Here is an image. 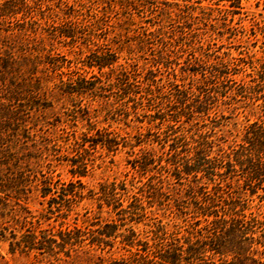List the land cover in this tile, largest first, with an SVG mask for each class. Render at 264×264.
<instances>
[{
	"label": "rangeland",
	"instance_id": "obj_1",
	"mask_svg": "<svg viewBox=\"0 0 264 264\" xmlns=\"http://www.w3.org/2000/svg\"><path fill=\"white\" fill-rule=\"evenodd\" d=\"M0 56V82L23 74L42 85L27 130L11 126L0 154V172L23 180L20 193L0 192V264H139L133 253L141 246L122 236L112 247L85 244L70 257L12 250L29 230L60 239V230L74 226L123 222L102 184L114 183L122 207L135 211L116 231L132 227L135 243L195 240L214 218L203 213L214 204L264 221V181L248 185L239 165L214 179L184 170L204 137L209 156L228 159L250 124L264 123V0H0ZM100 57L115 61L99 68ZM123 73L130 77L121 85ZM80 85L102 87L68 91ZM176 87L200 99L210 93L208 109L173 120L181 108L169 97ZM106 129L119 141L112 148L75 144ZM45 179L53 189L43 196ZM78 179L83 196L49 211L55 190ZM255 236L263 242L254 243L253 256L264 264V224Z\"/></svg>",
	"mask_w": 264,
	"mask_h": 264
},
{
	"label": "trees",
	"instance_id": "obj_2",
	"mask_svg": "<svg viewBox=\"0 0 264 264\" xmlns=\"http://www.w3.org/2000/svg\"><path fill=\"white\" fill-rule=\"evenodd\" d=\"M12 2V1H11ZM10 55V54H9ZM7 60L10 64V68H14L15 59ZM0 56V60H1ZM99 68H103L105 65H110L115 59L109 60L108 58L100 57L95 60ZM1 62V61H0ZM7 64V65H8ZM10 69V71H14ZM7 70L3 69L2 73ZM9 71V70H8ZM16 71V70H15ZM17 73V72H16ZM124 77H120L121 85L123 80L129 79L128 73H123ZM125 81V82H126ZM128 82V81H127ZM135 84V83H134ZM95 85V84H94ZM94 85H80V87H71L70 92H83V88H100L102 86ZM42 85L38 78H34L32 75L24 76L23 74L12 75L9 79L5 77L0 82V154L4 151L3 145L8 140L9 134L6 132L11 126L16 125L14 129H18L21 125L26 131V122L30 116L31 109L38 107L42 95ZM96 91V90H95ZM176 99V104L180 103V109L172 114L173 120H179L182 115H187V119H191L194 113L206 111L207 100L212 95L210 93L205 94V98L200 99V95L195 97L190 94L187 88L176 87V92L169 95ZM195 98V99H193ZM159 114V116H156ZM155 117H159L162 120L165 119L164 112L158 110ZM14 127V126H13ZM98 136H89L84 134L81 138L75 140L81 148H86L87 142H92L91 145L101 143L108 148H112L113 145L119 143L117 136H113L111 131H97ZM211 141L204 137L195 148V157H193L192 163L186 162L184 170L187 173L204 171L211 179H214V175L229 176L236 170V165L241 167L245 176V182L248 185L256 186L264 181V123L254 121L250 124L246 131L245 142L241 143L238 148L228 154V159L209 156L211 147ZM232 155V156H231ZM3 157V156H2ZM1 157V158H2ZM76 163L75 161L73 162ZM82 166V165H80ZM85 167V166H82ZM14 172V171H12ZM73 173L83 174L85 169H72ZM16 174V173H15ZM50 179V178H49ZM23 180L16 177V175H6L0 172V192H5L7 196H10L11 192L15 190L20 193L22 189ZM79 188L76 190L74 188ZM124 187V186H123ZM220 187V185H219ZM84 185L78 179L70 181L68 184L62 183L60 189H56L55 194L48 200L49 211L54 212V206L57 210L62 209V205H66L63 202L70 203L77 196H83L82 189ZM53 187L50 185V180L45 179L42 189V195L46 196ZM81 189V190H80ZM102 197L110 202H114L113 205L118 209L117 214L120 215L119 219L123 222L117 224L115 222H107L102 227L97 228H82L74 226L73 228H67L58 232L60 239L54 234L48 235L43 233H37L36 230L23 233L21 238L15 239L12 244V250L20 248L21 250L38 249L40 253L48 252L49 254L58 255L60 252H64L67 257H70L72 251H78L79 247L89 244L94 245L104 250L107 246H113L114 238L122 236V241H125L128 245L133 246L138 244L141 248H137L136 261L139 264H257L258 259L253 256L256 252L254 250V243L263 242L255 236L258 227L264 224V221H260L255 216L247 218L246 214L242 212V209H236V205L228 210L224 207L218 209L217 204L215 208L203 212L207 215H213L214 218L208 220V223L200 229H197L195 234V240H191L186 237L185 244L178 240H163L157 239L156 242L149 244L148 241L141 242L140 239L136 240V233L132 227L127 228V233H117V229L126 223L124 220L125 213H134L135 211L130 209H124L122 207L121 195L113 184H102L101 188ZM222 196V195H221ZM57 203V205H55ZM131 215V216H130ZM130 219H134L132 214H129ZM195 233V231H194ZM97 249V248H95ZM141 252H140V251ZM218 255L221 260L217 263L214 257ZM231 255V259L225 258ZM102 259L101 256H99ZM113 262H120L121 264H127L125 259L113 260ZM89 262L86 264H93Z\"/></svg>",
	"mask_w": 264,
	"mask_h": 264
}]
</instances>
